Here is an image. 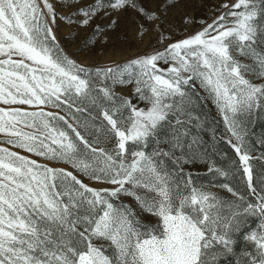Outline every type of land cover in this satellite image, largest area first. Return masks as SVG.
<instances>
[{"label": "snow or ice", "instance_id": "snow-or-ice-1", "mask_svg": "<svg viewBox=\"0 0 264 264\" xmlns=\"http://www.w3.org/2000/svg\"><path fill=\"white\" fill-rule=\"evenodd\" d=\"M102 6L103 0H97L96 6L81 9L82 23ZM109 6L138 7L137 0H114ZM221 8L225 10L211 23L202 21L200 30L162 51L122 67L92 69L60 47L49 0H0V103L36 109L0 108V133L8 144L64 160L114 186L91 187L71 171L0 147V264H207L215 241L230 249L229 233L216 231V196L192 186L190 176L173 179L163 167L165 157L177 165L188 162L181 141L188 129L181 127L199 120L190 111L198 88L213 99L238 141L243 137L235 115L250 111L264 97V83L253 82L264 80V0H235ZM133 83L136 104L113 91L115 85ZM47 106L65 114L46 111ZM165 127L172 129L167 140L162 138ZM81 129L92 131L86 136ZM101 136L114 141L113 146L99 147ZM153 141L157 147L151 153L129 148L130 143ZM161 143H168V150ZM233 148L251 188L250 156L240 144ZM122 194L133 197L157 223L146 224L130 206L114 203ZM259 201L245 212L258 209L264 215V196ZM242 223L230 221L224 228L238 230ZM249 238L259 243L264 256V236ZM96 240L109 241L112 254H105Z\"/></svg>", "mask_w": 264, "mask_h": 264}, {"label": "rangeland", "instance_id": "rangeland-1", "mask_svg": "<svg viewBox=\"0 0 264 264\" xmlns=\"http://www.w3.org/2000/svg\"><path fill=\"white\" fill-rule=\"evenodd\" d=\"M49 2L53 5L56 14L53 32L60 47L80 65L97 69L117 65L122 67L138 56L157 50L162 51L168 44L200 30L204 26L202 21L211 23L221 11L225 10L221 5L225 3L231 5L235 0H137V8L130 6L113 8L109 5L114 3V0H103L104 6L90 14L87 24L82 23L86 17L81 9L87 10L96 6L97 0H49ZM139 8H143L145 12L139 11ZM145 13H154L155 16L149 19ZM160 67L164 68L167 65L160 62ZM253 82L259 84L264 83V80L254 79ZM102 83V79H97V84ZM113 91L117 96L131 98L133 104L137 103L134 83L115 85ZM197 91L199 96H193L190 111L192 116L199 117V120L192 119L190 123L181 127V131L188 129V135L181 137L188 162L177 165L173 159L165 157L163 167L173 174V179L182 177L186 181L190 176L192 186L210 192L217 198L218 204L213 210L219 217L216 231L217 234L228 232L232 243L229 249L219 241H215L208 250L207 264H253L254 261L255 264H260L264 256L261 255L259 243L249 237L255 235L259 239L264 236V215H261L258 209L254 213L245 212V208L249 204H258L259 197L264 196V97L259 98L258 105L250 111L235 115L237 132L243 137L242 141H238L229 130L224 114L213 99L205 90L198 88ZM139 106L145 105L141 102ZM7 107L36 110L34 106L0 103V108ZM45 110L65 114L62 109H54L51 106H47ZM89 111L93 116L99 115L98 110L89 109ZM81 131L87 136L92 129H81ZM171 133L172 129L165 127L162 138L170 139ZM194 138L196 143L191 144ZM7 139L4 133H0V147H7L39 163L71 171L91 187H114L91 179L64 160H49L36 156L23 148L8 144ZM113 144L114 141L101 136L98 146L111 148ZM189 144L191 148L188 147ZM233 144H240L242 151H246L250 156L251 188L248 186L243 165ZM141 147L142 150L151 153L157 145L154 141L146 146L129 144L130 150H141ZM159 147L168 150L169 144L161 143ZM175 155H180V151L177 150ZM180 167L183 168L182 173ZM210 168L219 169L226 175L209 171ZM224 185L231 188L232 192H229ZM137 191L143 195H154L144 189ZM113 202L130 206L146 224L157 223L158 218L142 212L133 197L122 194L118 199L114 198ZM236 220L243 221L240 229L224 228L225 224ZM94 242L104 247L105 254H112L113 249L109 241Z\"/></svg>", "mask_w": 264, "mask_h": 264}]
</instances>
